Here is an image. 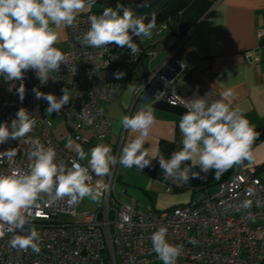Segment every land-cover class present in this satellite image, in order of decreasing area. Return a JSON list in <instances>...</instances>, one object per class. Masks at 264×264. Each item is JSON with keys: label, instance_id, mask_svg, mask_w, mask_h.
I'll use <instances>...</instances> for the list:
<instances>
[{"label": "built area", "instance_id": "obj_1", "mask_svg": "<svg viewBox=\"0 0 264 264\" xmlns=\"http://www.w3.org/2000/svg\"><path fill=\"white\" fill-rule=\"evenodd\" d=\"M101 13H80L76 27H66L64 47H55L66 54L67 64L50 73L55 80L41 85L35 72L27 71L23 79L25 96L21 100L16 91L20 81L6 82L0 77V123L10 124L21 107L27 109L37 121L29 137L39 139L45 147H54L56 161H63L68 167L73 161L87 165L55 137L51 122L41 113L48 103L35 99L33 89L59 98L62 89L67 88L71 98L60 111L68 129L67 137L90 144L86 136L90 131L93 139L105 140L111 135L112 118L103 105L122 90L114 73L134 67L145 52V38L137 36H133V41L139 51L133 56L127 46H85L82 37L90 27L88 17ZM173 24L172 18L156 23L152 35ZM258 36L264 49V30H259ZM181 46L182 41L176 42L165 58L138 82L127 115H134L141 108L136 107L137 102L145 98L146 104L186 111L182 105L188 97L180 93L178 84L192 70L193 61ZM181 61L186 65L183 69ZM179 134L183 138L180 130ZM24 139L0 144V173L28 169L31 145L24 143ZM10 149H14L15 155L7 153ZM119 151L120 146L116 156ZM158 157L152 165L159 172L164 192L191 190L199 193L197 200L163 210H142L137 204L121 203L114 194L118 180L115 165L103 180L108 187L100 190V203L93 210L79 211V203L69 205L66 198L49 203L42 195L35 209L40 215L33 220L42 238L40 251L13 249L9 245L11 234L6 233L0 237V264H163L151 243L152 234L161 226L167 228L169 243L182 246L177 264H264V179L254 170L236 169L210 190V186L193 185L191 178L187 183L166 180ZM90 175L93 183L101 180L91 170ZM246 200L250 204L244 207Z\"/></svg>", "mask_w": 264, "mask_h": 264}, {"label": "clouds", "instance_id": "obj_2", "mask_svg": "<svg viewBox=\"0 0 264 264\" xmlns=\"http://www.w3.org/2000/svg\"><path fill=\"white\" fill-rule=\"evenodd\" d=\"M95 3L96 0H0V77L6 82L20 81L16 91L21 100L25 96L23 79L27 71H34L41 85H45L50 79H56L50 73L60 71L61 64H67L66 54L55 47L59 41L56 28L76 27L77 16L90 11ZM88 19L90 27L82 37L85 46L97 49L108 45L127 46L132 56L139 51L133 36L150 38L156 27L155 17L147 22L143 17L134 18L132 10L119 3L116 9L106 7L101 14L90 15ZM180 66L186 67L183 61ZM124 75L122 71L114 73L116 79ZM33 92L35 99L47 101L48 115L59 113L71 98L67 88L62 89L59 98L38 88ZM211 95L184 99L182 106L186 111L179 121L182 148L173 151L168 159L163 155L158 157L166 180L187 183L199 176L192 171L195 166L205 174L214 171L218 178L233 166L252 161L250 149L257 133L244 112L226 102L232 97L231 90H225L217 99L210 98ZM36 122V117L21 107L10 124L0 123V144L26 138L23 142L31 145L26 171L16 168L8 174L0 173V237L10 233L9 245L13 249L39 252L42 238L33 220L40 215L35 209L42 195L49 203L65 198L69 205L84 198L96 201L100 190L108 185L103 180L93 183L90 170L96 177L110 175L111 167L117 164L124 168L135 166L142 171L157 157H152L144 147L155 123L150 104L134 115L121 117L122 127L138 135L122 147L119 156L112 154L108 144L99 143L90 149L88 158L89 154L77 144V156L79 160L88 158L87 167L77 161L70 167L63 161L57 162L54 147H45L39 139L29 137ZM7 153L15 155L14 149ZM249 204L250 201L243 202L244 207ZM166 236L167 228L163 226L152 234L153 250L163 264H177L182 246L169 243Z\"/></svg>", "mask_w": 264, "mask_h": 264}, {"label": "crops", "instance_id": "obj_3", "mask_svg": "<svg viewBox=\"0 0 264 264\" xmlns=\"http://www.w3.org/2000/svg\"><path fill=\"white\" fill-rule=\"evenodd\" d=\"M259 30H264V0H191L180 11L175 24L145 38V52L130 72L131 76L118 79L122 88L120 94L103 105L112 118L109 137L121 135L120 151L138 135L124 129L120 123L125 112L127 115L134 88L147 75L149 69L165 58L178 41H182L181 48L193 61L192 70L178 84L180 93L188 98L211 93L210 98L217 99L225 90H231L232 97L226 102H230L233 108L241 109L253 128L263 125L264 49L259 45ZM56 31L59 34L56 46L63 48L66 26L56 28ZM145 99L139 100L136 107H143L146 104ZM152 106L155 123L144 147L152 157H158L164 155L162 143L178 141L182 145L183 138L179 134L178 125L185 110L163 104ZM86 136L91 142L84 144L96 146L90 131H87ZM251 152L254 168L248 169H254L264 179V140L253 147ZM152 163L141 172L151 181L146 187L139 188L143 192H158L159 200L164 194L171 195L168 202L162 204L158 201L152 208L163 210L188 203L192 192L172 195L157 190L164 185ZM125 203H134L139 207L138 201Z\"/></svg>", "mask_w": 264, "mask_h": 264}, {"label": "rangeland", "instance_id": "obj_4", "mask_svg": "<svg viewBox=\"0 0 264 264\" xmlns=\"http://www.w3.org/2000/svg\"><path fill=\"white\" fill-rule=\"evenodd\" d=\"M100 9H102V6H100L98 4H94L90 11L100 10ZM85 11L88 12L89 10H85ZM103 107H104V109L106 108L105 106H103ZM41 113L45 117H47V119L51 122V124L53 126V133H54L55 137L62 143V145L65 148L69 149L72 153H74L77 156L76 145L79 144L84 149V151L89 154L88 158H90V149L94 146L85 145L82 142H77L73 138L67 137L68 129H67V126L65 123L64 116L61 112H59V113L54 112L52 115H48L46 113V108H43V109H41ZM124 115H126V112ZM120 136L121 135H119V136H113L112 135L111 137H108L105 140H95L94 139L93 144L94 145H97L99 143L108 144L109 146H111V148L113 150L112 154L116 156V153H117L116 150H117L118 146H121V144H119L120 143ZM69 140L72 141L71 144H69ZM119 154H120V151L118 152V156H119ZM88 158L81 160V161L84 162V164L86 163L88 165ZM241 168L248 169V168H254V166H253L252 162L245 161L244 163L240 164L237 169H241ZM251 170H254V169H251ZM141 172H143V171H141L140 169H138L136 167L124 168L122 165L117 164L116 174L118 175V180L116 181L115 186H114V194H115L116 198L118 199V201L121 203L128 202V201H132V202L138 201L139 207L142 210H149V209L155 210L154 208H152L153 204L156 205V202H158V201H160V203H162V204L164 202H168L169 199L171 198L170 197L171 195L169 196V195L164 194L163 195L164 197H160V200H159L158 192H151V191L143 192L142 189L139 187H143V188L146 187L147 184H149V182L151 180L149 178H147L145 175H143ZM99 178L101 180H105L106 177H99ZM214 187L215 186L212 185V186H210L209 189L213 190ZM157 190L159 192H164V187H160ZM181 192H192V191L191 190H185V191H181ZM181 192H176V194L181 193ZM164 193H166V192H164ZM168 194L176 195L175 193H168ZM198 197H199V193H192V197H191L190 201L194 202L195 200L198 199ZM100 200H101L100 196L98 197V199L96 201H93L90 198H84L83 200H81L79 202L78 210L79 211H81V210H93L99 205ZM154 207L156 208V206H154Z\"/></svg>", "mask_w": 264, "mask_h": 264}, {"label": "trees", "instance_id": "obj_5", "mask_svg": "<svg viewBox=\"0 0 264 264\" xmlns=\"http://www.w3.org/2000/svg\"><path fill=\"white\" fill-rule=\"evenodd\" d=\"M112 1H116V0H112ZM190 1L191 0H157L153 4L132 10V12L134 18L143 17L145 22L149 21L152 17H155L156 23L165 21L167 18H172L175 24L178 14ZM104 9L105 8L102 7V9L100 10H93V11L103 12ZM119 14L122 15L123 12L121 11ZM134 67L125 68L121 70L122 72L125 73L123 77L125 78L130 77L131 76L130 72L133 70ZM254 130L257 133V138L254 140L253 144L251 145L250 150H252L253 147H255L258 143L264 140V124L255 127ZM181 148L182 145H180L176 141L174 143H162L161 145V149L164 153L163 156H166L168 158H170L171 153L173 151L181 150ZM186 163L189 164V162ZM238 167L239 165L233 166L232 168L228 169L217 178L214 171H210L207 174H205L200 170L199 166H195L192 168V171L199 173V176L197 178H191V183L193 185H203V186L215 185L218 181L229 176Z\"/></svg>", "mask_w": 264, "mask_h": 264}, {"label": "water", "instance_id": "obj_6", "mask_svg": "<svg viewBox=\"0 0 264 264\" xmlns=\"http://www.w3.org/2000/svg\"><path fill=\"white\" fill-rule=\"evenodd\" d=\"M157 0H96L95 4L101 5L102 7H111L116 9L117 4H121L123 7L130 8L131 10H135L150 4H153Z\"/></svg>", "mask_w": 264, "mask_h": 264}]
</instances>
